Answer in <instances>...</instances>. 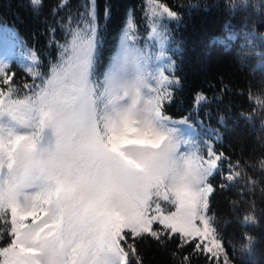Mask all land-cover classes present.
<instances>
[{
	"label": "snow or ice",
	"instance_id": "obj_1",
	"mask_svg": "<svg viewBox=\"0 0 264 264\" xmlns=\"http://www.w3.org/2000/svg\"><path fill=\"white\" fill-rule=\"evenodd\" d=\"M147 5L149 35L168 38L158 26L180 20L178 13L160 0ZM110 16L105 6V20ZM99 19L97 0H88L71 39H50L60 49L57 62L46 76L28 67L32 82L23 91L11 65L0 62V264H143L139 240L163 245L174 237L178 249L191 246L207 264H232L209 214L210 197L240 178L243 165L213 143L182 136L176 125L189 117L164 115L180 81L149 69L130 14L96 78ZM29 58L37 60L35 50ZM205 99L194 94L195 103ZM218 122L223 126L224 117ZM217 172L227 183L211 182ZM253 245L248 237L243 248L254 254Z\"/></svg>",
	"mask_w": 264,
	"mask_h": 264
},
{
	"label": "trees",
	"instance_id": "obj_2",
	"mask_svg": "<svg viewBox=\"0 0 264 264\" xmlns=\"http://www.w3.org/2000/svg\"><path fill=\"white\" fill-rule=\"evenodd\" d=\"M160 2L180 17L167 25V47L173 62L167 74L174 73L180 84L173 91L172 101L165 103L164 115L189 117V123L211 139L218 152L243 165L240 178L225 189L217 187L211 195L209 214L227 244L232 264H264V105L258 103L264 101V0ZM87 3L42 0L41 5L33 6L30 0H0V26L11 28L23 49L35 50L34 70L46 76L60 52L55 44L49 45L50 39L60 45L70 40L68 33L81 20ZM97 5L103 30L96 74H102L116 51L126 17L132 16L141 33L147 31L150 19L147 0H97ZM105 6L111 9L107 20ZM50 28L55 29L54 37ZM11 68L23 91L32 77L16 62ZM198 91L206 99L195 103ZM220 116L225 119L223 126L218 122ZM221 167L226 174L227 168ZM211 182L227 183L219 172ZM245 215L254 219L245 221ZM248 237L254 240V254L243 248ZM179 243V237L163 245L145 238L137 242V248L143 264H207L191 246L178 249Z\"/></svg>",
	"mask_w": 264,
	"mask_h": 264
},
{
	"label": "rangeland",
	"instance_id": "obj_3",
	"mask_svg": "<svg viewBox=\"0 0 264 264\" xmlns=\"http://www.w3.org/2000/svg\"><path fill=\"white\" fill-rule=\"evenodd\" d=\"M169 21L170 19L165 18L161 22L163 26L162 27L158 26L159 32L162 33L165 28L167 29V25ZM133 31L136 37L134 43L136 47L143 50L144 55L147 59L149 69L153 72L163 71L167 75V72L169 71L171 67V64L169 63V60H170L169 50L167 47L168 38L166 39L162 38L160 35H155V36L149 35V33L151 32V20H149L148 28L145 33H141L137 29V27ZM121 35H122V30L120 33V37ZM120 37H119L117 48L120 43ZM3 61H7L10 65L13 62H16L19 67L25 68V70L28 67H32L34 69V63L29 58V51L26 49H23L20 46V42H19V39L16 33L8 26H0V62H3ZM103 73L96 74V78L102 79ZM171 119L181 120L183 118H171ZM187 125L188 124L176 125V127L179 128L180 134L182 136L198 141L201 145H203L205 142L212 143L211 139H206L205 136H203L199 132H196L194 129H192L195 127H189ZM182 150H188L187 146L183 147Z\"/></svg>",
	"mask_w": 264,
	"mask_h": 264
}]
</instances>
